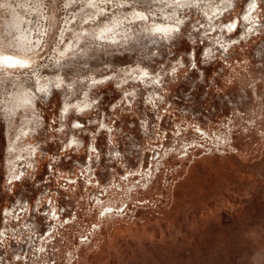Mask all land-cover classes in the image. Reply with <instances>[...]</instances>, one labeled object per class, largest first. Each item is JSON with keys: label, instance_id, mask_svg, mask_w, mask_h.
Returning <instances> with one entry per match:
<instances>
[{"label": "rangeland", "instance_id": "rangeland-1", "mask_svg": "<svg viewBox=\"0 0 264 264\" xmlns=\"http://www.w3.org/2000/svg\"><path fill=\"white\" fill-rule=\"evenodd\" d=\"M252 1L0 0V264H264Z\"/></svg>", "mask_w": 264, "mask_h": 264}, {"label": "bare ground", "instance_id": "bare-ground-1", "mask_svg": "<svg viewBox=\"0 0 264 264\" xmlns=\"http://www.w3.org/2000/svg\"><path fill=\"white\" fill-rule=\"evenodd\" d=\"M254 0L249 3V5L245 8L241 20L246 25H252L253 24V14H254ZM9 26V35L15 36L17 35V38L19 40V50L17 51L18 54H12L8 52H2L0 53V64H5L9 67L17 68V67H25V63H27L25 57L20 56L19 53L24 54L25 52H28L29 49H31L30 45V38H34L33 34H30V31H27L25 27H27V24L25 21H22V19L19 16L13 15L12 22ZM32 45L35 42H31ZM33 47V46H32ZM4 66V65H3Z\"/></svg>", "mask_w": 264, "mask_h": 264}]
</instances>
